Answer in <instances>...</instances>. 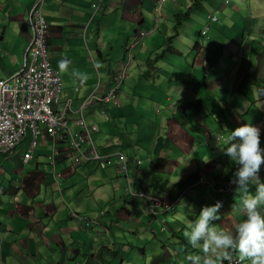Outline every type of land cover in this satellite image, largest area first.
<instances>
[{
	"label": "crops",
	"instance_id": "crops-1",
	"mask_svg": "<svg viewBox=\"0 0 264 264\" xmlns=\"http://www.w3.org/2000/svg\"><path fill=\"white\" fill-rule=\"evenodd\" d=\"M156 2L43 0L48 56L62 81L57 108L68 105L77 132L76 109L93 95L82 114L98 126L91 135L98 154L113 163L74 165L64 143L53 154L45 134L26 161L28 138L0 155V264H191L186 258L203 252L183 232L203 206L222 202L217 231H234L246 218L234 205L237 186L213 190L237 169L222 150L228 139L215 136L250 123L264 149V0H166L161 14ZM32 3L0 0V78L23 67ZM210 13L217 20L201 35ZM157 22L140 40L139 31ZM64 58L70 64L61 72ZM74 71L88 79L81 84ZM118 74L116 102L106 101ZM117 153L132 188L174 210L148 214L125 188ZM258 175L264 182V164ZM71 212L85 216L87 228Z\"/></svg>",
	"mask_w": 264,
	"mask_h": 264
},
{
	"label": "built area",
	"instance_id": "built-area-1",
	"mask_svg": "<svg viewBox=\"0 0 264 264\" xmlns=\"http://www.w3.org/2000/svg\"><path fill=\"white\" fill-rule=\"evenodd\" d=\"M163 1L165 0H158V11ZM42 3L43 0H33L29 10L31 36L25 48L23 67L10 76L0 78V155L13 153L17 146L28 138L27 150L23 155L26 161L32 157L39 137L45 134L51 141L53 154L58 153L60 145L64 143L72 164L79 165L95 159L102 167H107L113 163L112 156L98 154L91 137L98 126L87 125L82 114V108L89 100H93V95L83 102L81 108L76 109L79 111V116L74 118L72 124L78 127L77 132L73 130L67 118L68 105L66 104L61 110L57 108L61 97L62 81L58 70L51 65L48 58L47 21L42 12ZM215 20L216 16L208 15V20L201 32L205 33L209 29V23ZM143 35L144 32H141L140 38ZM131 46L133 45L127 44L125 48L128 49ZM123 78L122 74L117 75L118 82H114L103 97L104 100L116 102L115 97ZM83 144L90 145V148L82 151ZM117 155L119 172L126 180L125 188L132 197L144 202L145 211L148 214L155 215L157 210L167 212L174 209L172 203L164 204L150 192L140 187L132 188L126 157L122 153ZM231 180L232 178L228 179L225 185L213 190L219 193L232 191L237 185ZM71 217L76 220L86 219L85 216L76 212H71ZM88 225L89 222L86 219L83 228H87ZM223 264H229V261L225 260ZM231 264H240L238 256L233 255Z\"/></svg>",
	"mask_w": 264,
	"mask_h": 264
},
{
	"label": "clouds",
	"instance_id": "clouds-1",
	"mask_svg": "<svg viewBox=\"0 0 264 264\" xmlns=\"http://www.w3.org/2000/svg\"><path fill=\"white\" fill-rule=\"evenodd\" d=\"M165 1L162 2L161 6ZM157 4L158 0L155 5L156 8ZM161 12L162 7L158 14ZM157 27L158 22L151 28L140 30L139 38L140 33L144 32L140 40ZM210 27L209 23V29ZM205 33L201 32V35ZM69 64L70 61L67 58L58 61L61 72L66 71ZM102 66L100 63L95 65L96 68ZM73 75L80 79L81 84L88 79L86 73L79 71H74ZM222 150L237 165L231 180L237 185L236 190L239 192V199L234 205L245 213L246 218L236 225L234 231H217L212 222L220 219L218 213L222 207V202L217 201L211 206H203L199 216L194 221L188 220L183 232L188 243L193 248L201 249L203 256L190 255L186 259L191 264H223L225 260L231 264L233 254L238 253L240 264H244L246 260L250 264H264V182L258 175L261 165L264 164V149L260 146V129L250 123L242 124L230 132L227 146ZM250 184L256 186L254 194L249 190Z\"/></svg>",
	"mask_w": 264,
	"mask_h": 264
},
{
	"label": "rangeland",
	"instance_id": "rangeland-1",
	"mask_svg": "<svg viewBox=\"0 0 264 264\" xmlns=\"http://www.w3.org/2000/svg\"><path fill=\"white\" fill-rule=\"evenodd\" d=\"M165 3V2H164ZM162 8H163V6H162ZM113 9H114V7H113ZM164 11V10H163ZM175 23H176V20H175V18H174V26H175ZM216 120L218 121L219 120V118H216ZM226 125H228V124H226ZM225 131V130H224ZM97 132V131H96ZM220 132V131H219ZM226 132V131H225ZM95 133V132H94ZM93 133V134H94ZM222 137V138H221ZM221 138V140L222 139H224V138H227L228 139V136H226L225 134H223L222 132L221 133H219V134H217L216 136H215V139H220ZM141 153H143V152H141ZM174 210V209H173ZM171 211V210H170ZM168 212V211H167ZM74 220H75V222L78 224V226H80L81 228H83V226H84V224H85V222H79L80 220H76L75 218H73Z\"/></svg>",
	"mask_w": 264,
	"mask_h": 264
},
{
	"label": "bare ground",
	"instance_id": "bare-ground-1",
	"mask_svg": "<svg viewBox=\"0 0 264 264\" xmlns=\"http://www.w3.org/2000/svg\"><path fill=\"white\" fill-rule=\"evenodd\" d=\"M47 43H48V40H47ZM48 54H49V45H48ZM49 58V56H48ZM129 177V176H128ZM141 188V187H140ZM141 189H144V188H141ZM145 190V189H144Z\"/></svg>",
	"mask_w": 264,
	"mask_h": 264
},
{
	"label": "trees",
	"instance_id": "trees-1",
	"mask_svg": "<svg viewBox=\"0 0 264 264\" xmlns=\"http://www.w3.org/2000/svg\"><path fill=\"white\" fill-rule=\"evenodd\" d=\"M213 22H210V25L212 24ZM122 175V174H121ZM123 176V175H122ZM124 177V176H123Z\"/></svg>",
	"mask_w": 264,
	"mask_h": 264
}]
</instances>
